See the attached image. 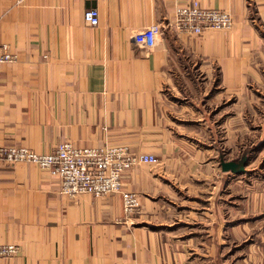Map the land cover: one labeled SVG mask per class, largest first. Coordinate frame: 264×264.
Listing matches in <instances>:
<instances>
[{
  "label": "crops",
  "instance_id": "1",
  "mask_svg": "<svg viewBox=\"0 0 264 264\" xmlns=\"http://www.w3.org/2000/svg\"><path fill=\"white\" fill-rule=\"evenodd\" d=\"M193 1L233 27L180 33L176 8ZM154 25L155 45H137ZM0 44L17 55L1 69L0 146L123 145L159 159L123 176L134 217L119 193L64 195L58 175L0 161V245L19 246L0 264H264V182L247 164L224 171L209 129L223 112L237 123V104L214 113L220 103L249 83L264 90V0H0Z\"/></svg>",
  "mask_w": 264,
  "mask_h": 264
},
{
  "label": "built area",
  "instance_id": "2",
  "mask_svg": "<svg viewBox=\"0 0 264 264\" xmlns=\"http://www.w3.org/2000/svg\"><path fill=\"white\" fill-rule=\"evenodd\" d=\"M84 21L90 27H97L100 14L97 8L84 13ZM234 25L230 13L220 9H207L198 1L179 5L175 11L174 27L180 33L200 36L209 30H229ZM161 25L144 29L134 39L137 45L150 48L162 34ZM17 55L7 44H0V75L2 66L15 63ZM0 161L17 164L29 163L50 171L60 178L61 192L68 196L90 194L94 197H107L121 194L126 216L134 217L141 211L139 195L123 189L124 174L140 164H155V155L135 154L123 145L80 148L71 142H62L48 154H39L21 145L0 146ZM19 253V246L0 245V258H11Z\"/></svg>",
  "mask_w": 264,
  "mask_h": 264
},
{
  "label": "rangeland",
  "instance_id": "3",
  "mask_svg": "<svg viewBox=\"0 0 264 264\" xmlns=\"http://www.w3.org/2000/svg\"><path fill=\"white\" fill-rule=\"evenodd\" d=\"M247 91L248 94L234 95L213 110L214 113L223 112L226 107L237 104L236 111L232 113L236 117L233 121L237 123L225 124L223 112L222 119L209 129H214L220 136L217 140L220 153L215 159L217 164L230 162L229 159L239 164L246 163L249 180L264 182V90L249 83Z\"/></svg>",
  "mask_w": 264,
  "mask_h": 264
},
{
  "label": "water",
  "instance_id": "4",
  "mask_svg": "<svg viewBox=\"0 0 264 264\" xmlns=\"http://www.w3.org/2000/svg\"><path fill=\"white\" fill-rule=\"evenodd\" d=\"M246 163H236V162H222L221 167L224 171H232L233 173L236 174H241L245 170Z\"/></svg>",
  "mask_w": 264,
  "mask_h": 264
}]
</instances>
